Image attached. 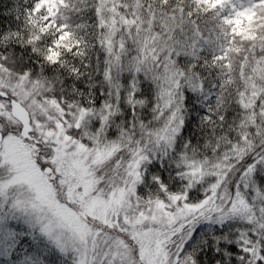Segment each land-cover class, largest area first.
<instances>
[{
	"label": "snow or ice",
	"instance_id": "obj_1",
	"mask_svg": "<svg viewBox=\"0 0 264 264\" xmlns=\"http://www.w3.org/2000/svg\"><path fill=\"white\" fill-rule=\"evenodd\" d=\"M0 15V264H264V0Z\"/></svg>",
	"mask_w": 264,
	"mask_h": 264
},
{
	"label": "trees",
	"instance_id": "obj_2",
	"mask_svg": "<svg viewBox=\"0 0 264 264\" xmlns=\"http://www.w3.org/2000/svg\"><path fill=\"white\" fill-rule=\"evenodd\" d=\"M12 0H0V13L6 11L11 6ZM10 23L9 18L0 15V27H7Z\"/></svg>",
	"mask_w": 264,
	"mask_h": 264
}]
</instances>
